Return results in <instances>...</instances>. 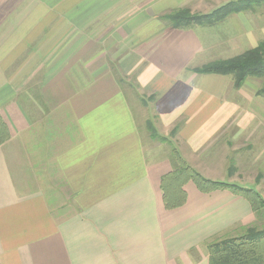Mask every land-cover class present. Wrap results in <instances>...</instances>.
<instances>
[{
    "label": "crops",
    "instance_id": "1",
    "mask_svg": "<svg viewBox=\"0 0 264 264\" xmlns=\"http://www.w3.org/2000/svg\"><path fill=\"white\" fill-rule=\"evenodd\" d=\"M230 1L0 0V264H208L209 242L252 221L229 191L187 182L167 208L160 187L178 156L264 199L261 80L193 72L264 40L263 4L163 19Z\"/></svg>",
    "mask_w": 264,
    "mask_h": 264
},
{
    "label": "trees",
    "instance_id": "2",
    "mask_svg": "<svg viewBox=\"0 0 264 264\" xmlns=\"http://www.w3.org/2000/svg\"><path fill=\"white\" fill-rule=\"evenodd\" d=\"M264 0H236L227 2L207 14H191L188 9H178L163 17L172 28L185 29L192 26H213L231 14L251 10ZM200 75L231 76L234 88H240L248 77L261 80L258 96H264V40L256 47L227 60H218L193 69ZM150 136L157 138L149 127ZM9 138L6 125L0 119V145ZM177 166L161 178V191L164 206L175 208L186 200L183 186L192 182L202 193L225 190L247 200L251 210L258 213L264 209V199L250 188L220 181H211L202 177L177 156ZM208 264H264V228L248 229L245 235L224 239L207 246Z\"/></svg>",
    "mask_w": 264,
    "mask_h": 264
},
{
    "label": "rangeland",
    "instance_id": "3",
    "mask_svg": "<svg viewBox=\"0 0 264 264\" xmlns=\"http://www.w3.org/2000/svg\"><path fill=\"white\" fill-rule=\"evenodd\" d=\"M262 4H263L262 5L263 7H262L261 11H264V9H263L264 8V2ZM182 9H185V8H182ZM193 14H197V13H193ZM251 78L254 79V77H251ZM256 171L258 173L257 168H255V172ZM258 182H259V179H258ZM243 186L244 187H247V188H253L251 185H243ZM263 228H264V209L260 210L258 213L257 212L254 213V217H253L252 221L249 222L248 224L241 225V226H239V227H237V228H235L233 230H230L229 232L225 233L224 235H221L220 237H217L216 239H213L211 242H209V244L210 243H215V242H218V241H221V240H224V239L241 237V236H243V235L246 234V232L248 231V229L261 230Z\"/></svg>",
    "mask_w": 264,
    "mask_h": 264
}]
</instances>
